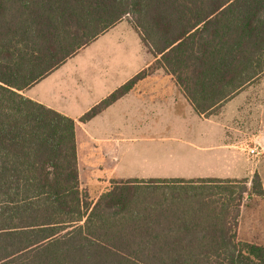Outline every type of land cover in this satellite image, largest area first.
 Masks as SVG:
<instances>
[{
	"label": "trees",
	"instance_id": "obj_1",
	"mask_svg": "<svg viewBox=\"0 0 264 264\" xmlns=\"http://www.w3.org/2000/svg\"><path fill=\"white\" fill-rule=\"evenodd\" d=\"M128 16L159 57L80 121L156 67L191 73L197 112L264 73V0H0V264H264V245L236 237L243 195H263L256 172L113 181L90 201L75 120L22 93ZM173 184L191 199L138 193Z\"/></svg>",
	"mask_w": 264,
	"mask_h": 264
},
{
	"label": "crops",
	"instance_id": "obj_2",
	"mask_svg": "<svg viewBox=\"0 0 264 264\" xmlns=\"http://www.w3.org/2000/svg\"><path fill=\"white\" fill-rule=\"evenodd\" d=\"M120 22L122 20L115 25ZM128 53L125 64L116 67L102 62L101 70H95L88 65L79 72L74 90L68 87L56 89L55 80L47 74L45 86L50 95L55 92L59 96L61 104H54L50 96L49 100L45 99L47 96H40L45 86L39 85V81L22 91L29 98L75 120L80 188L87 192L81 185L84 174H93L96 182L101 178L99 182L104 187L111 179H130L133 176L118 173V157L122 148L125 149L123 144L136 140L137 133L149 135L151 129H170L174 135L188 136L187 145L215 159L218 165L214 168L220 170L213 171L224 175L198 178L243 179L250 178L255 172L259 175L263 195H250L241 202L236 237L239 241L264 245V101L260 100L264 88L258 85L264 73L224 102L197 112L185 89L191 84V73L177 77L156 67L92 118L80 121L79 117L91 107L139 72L147 70L159 57L155 58L142 41L137 43L135 51L131 49ZM70 91L74 93L70 94ZM249 94L253 97L247 104ZM250 147H255L258 153L251 154ZM89 181L93 184L92 178Z\"/></svg>",
	"mask_w": 264,
	"mask_h": 264
},
{
	"label": "rangeland",
	"instance_id": "obj_3",
	"mask_svg": "<svg viewBox=\"0 0 264 264\" xmlns=\"http://www.w3.org/2000/svg\"><path fill=\"white\" fill-rule=\"evenodd\" d=\"M139 40L138 32L128 16L122 19L119 24L99 35L88 45L79 49L48 75H52L50 79L55 80L53 83L56 89L68 87V89L74 90L80 71L87 68L88 65L94 67L95 70H101L102 62H108L110 65H115V67L118 64H125L126 53L131 49L135 51L137 43L141 41ZM130 55L131 53H128V56ZM134 60L138 62L135 55ZM46 78L40 79L39 85L45 86L48 82V78ZM258 85L264 88V77ZM29 93L32 94L31 90ZM50 93L47 86H45L44 91L40 92V96H47L46 100H49L48 96H50L54 104H61L58 100L59 96H56L55 92L51 95ZM73 93L74 91H70V94ZM252 97L253 94L247 95V104L249 101L252 102ZM260 100L264 101V94H261ZM137 134L136 140L123 144L125 149L122 148V152L118 157L119 174L124 173L127 176H133L130 179H183L185 181L195 180L198 177L224 176L220 171H213V169L220 170V168H214L218 165L215 159L204 156L187 145L188 136L186 135H174L170 129L161 130L160 128L151 129L149 135ZM246 144H249V142ZM90 178H92L93 184L89 181ZM94 180L93 174H84L82 178V188L88 192L90 201H96L109 182L125 181L127 179H111L105 187L104 184L99 182L101 178H98L97 182ZM194 189V186L182 187L173 184L157 188L145 186L138 193L146 194L145 196L148 199L155 197V199H164L175 204H182V201L188 202L191 199L189 195L193 194ZM247 197V194L243 195V203L247 200ZM171 210L173 209L170 208Z\"/></svg>",
	"mask_w": 264,
	"mask_h": 264
},
{
	"label": "built area",
	"instance_id": "obj_4",
	"mask_svg": "<svg viewBox=\"0 0 264 264\" xmlns=\"http://www.w3.org/2000/svg\"><path fill=\"white\" fill-rule=\"evenodd\" d=\"M249 152L251 154H257L258 153V151H257V149L255 147H250Z\"/></svg>",
	"mask_w": 264,
	"mask_h": 264
}]
</instances>
